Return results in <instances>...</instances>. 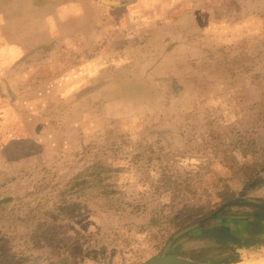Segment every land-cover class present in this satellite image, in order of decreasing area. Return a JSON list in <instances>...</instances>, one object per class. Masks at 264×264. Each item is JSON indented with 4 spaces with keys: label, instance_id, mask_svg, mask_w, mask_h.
<instances>
[{
    "label": "rangeland",
    "instance_id": "374dc122",
    "mask_svg": "<svg viewBox=\"0 0 264 264\" xmlns=\"http://www.w3.org/2000/svg\"><path fill=\"white\" fill-rule=\"evenodd\" d=\"M222 190L264 197V0H0V264H138Z\"/></svg>",
    "mask_w": 264,
    "mask_h": 264
},
{
    "label": "trees",
    "instance_id": "16d2710c",
    "mask_svg": "<svg viewBox=\"0 0 264 264\" xmlns=\"http://www.w3.org/2000/svg\"><path fill=\"white\" fill-rule=\"evenodd\" d=\"M257 180L252 179L250 186L257 185ZM221 194L222 200L206 215L213 222L199 225L193 230L197 232L195 237L213 240L218 248L232 253L239 248L264 246V197L248 199L231 190H222ZM232 207H237V210H230ZM235 223L242 226L237 228ZM240 232L244 233L243 237ZM197 256L194 260L202 264H220L223 261L221 257H208L204 253Z\"/></svg>",
    "mask_w": 264,
    "mask_h": 264
},
{
    "label": "water",
    "instance_id": "95a60500",
    "mask_svg": "<svg viewBox=\"0 0 264 264\" xmlns=\"http://www.w3.org/2000/svg\"><path fill=\"white\" fill-rule=\"evenodd\" d=\"M199 223H193L191 225H188L180 230H178L173 236L167 241L166 245L163 248L162 253L153 256L143 262H140L138 264H202L196 260L179 256L175 254L169 253L170 248L172 247L175 240H177L179 237L186 233H190L191 231L195 230L197 227H199Z\"/></svg>",
    "mask_w": 264,
    "mask_h": 264
},
{
    "label": "bare ground",
    "instance_id": "6f19581e",
    "mask_svg": "<svg viewBox=\"0 0 264 264\" xmlns=\"http://www.w3.org/2000/svg\"><path fill=\"white\" fill-rule=\"evenodd\" d=\"M231 264H264V255L255 259L252 258L251 260H245V261L240 260V262L237 261Z\"/></svg>",
    "mask_w": 264,
    "mask_h": 264
}]
</instances>
